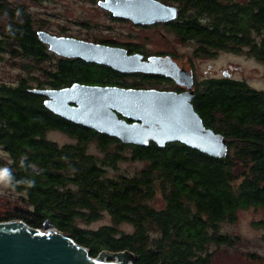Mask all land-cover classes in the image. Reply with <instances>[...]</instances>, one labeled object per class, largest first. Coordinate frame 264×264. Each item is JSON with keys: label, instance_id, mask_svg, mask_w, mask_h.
Returning a JSON list of instances; mask_svg holds the SVG:
<instances>
[{"label": "trees", "instance_id": "trees-1", "mask_svg": "<svg viewBox=\"0 0 264 264\" xmlns=\"http://www.w3.org/2000/svg\"><path fill=\"white\" fill-rule=\"evenodd\" d=\"M160 1L178 7V18L164 25L181 42L193 41L196 55L245 53L264 63V0ZM0 19V54L21 62L27 72L41 70L44 78L0 80V147L9 156L3 167L8 172L2 174L20 198L0 222L22 220L40 229L49 219L92 257L104 250L130 251L135 264H212L219 248L238 239L222 226L249 208L263 214L258 225L264 240V91L223 77L197 84L193 105L208 128L226 137L225 157L180 142L123 143L54 114L44 97L31 91L32 81L38 88H62L117 81L120 75L80 58L57 57L40 41L31 13L17 2L1 1ZM50 131L76 143L59 145L47 137ZM92 143L100 154L89 151ZM124 159L144 166L111 175L108 169ZM158 198L160 207L154 203ZM104 214L111 224L87 227ZM121 224L131 229L122 230Z\"/></svg>", "mask_w": 264, "mask_h": 264}, {"label": "water", "instance_id": "water-1", "mask_svg": "<svg viewBox=\"0 0 264 264\" xmlns=\"http://www.w3.org/2000/svg\"><path fill=\"white\" fill-rule=\"evenodd\" d=\"M98 5L115 17L134 24L151 25L174 21L176 6L160 0H99ZM50 52L64 58L108 66L124 72L158 73L172 77L188 90L182 93L156 89L101 87L75 82L62 88H33L44 97V105L54 114L120 139L123 143L159 147L180 142L212 157L228 153L226 137L208 128L193 105L195 91L192 74L169 68L158 58L143 60L141 54H128L125 48L58 36L37 31ZM109 256L111 261L102 257ZM130 251H90L73 238L54 228L48 219L42 228H32L22 220L0 222V264H135Z\"/></svg>", "mask_w": 264, "mask_h": 264}, {"label": "rangeland", "instance_id": "rangeland-1", "mask_svg": "<svg viewBox=\"0 0 264 264\" xmlns=\"http://www.w3.org/2000/svg\"><path fill=\"white\" fill-rule=\"evenodd\" d=\"M1 1L10 4L17 2L24 6L33 16L38 30L95 43L106 42L130 47L147 54H168L173 56L180 65H185L188 70L193 69L196 82L199 84L206 79L225 77L228 73V78L245 81L252 88L264 91V63L245 53L221 51L210 57L198 56L195 54L193 41L181 42L174 33L166 29L164 24L140 26L129 19L114 17L109 11L100 7L96 0ZM57 57L47 62L46 68H49V64L54 63ZM29 72L22 67L21 62H14L6 54H0L1 81L15 84L22 77H28L29 74L37 75L40 80H44L41 70L31 69ZM32 83L35 88H38L36 81ZM130 83L149 87V83L142 79L132 80ZM47 137L59 145L76 143V139L61 131H50ZM89 151L100 154L95 143L89 145ZM7 161H9V156L0 147V217L12 212V208L20 203L18 192L13 189L10 180L2 174L3 167L8 164ZM143 166L144 163L140 161L124 159L118 162L117 169L110 168L108 172L111 175L133 174ZM154 203L159 207L163 204L161 198ZM262 217L261 210L249 208L238 213L236 222L224 224L222 230L238 239L233 246L219 248L212 264H264L263 229L258 225ZM111 223V217L104 214L87 227L98 229ZM119 228L131 229L129 224H121ZM104 252L110 251L104 250ZM108 257H102V259L111 261Z\"/></svg>", "mask_w": 264, "mask_h": 264}, {"label": "flooded vegetation", "instance_id": "flooded-vegetation-1", "mask_svg": "<svg viewBox=\"0 0 264 264\" xmlns=\"http://www.w3.org/2000/svg\"><path fill=\"white\" fill-rule=\"evenodd\" d=\"M96 1L98 4L99 0H96ZM112 16H113V14H112ZM155 24H160V23H155ZM155 24H151V25H155ZM162 24H164V23H162ZM137 25L149 26V25H141V24H137ZM97 43L125 48L128 51V54H130V55L141 54L143 56V58H142L143 60H148L150 57L155 56L158 58L157 62H160L163 64V66H165L166 68H169L168 69L169 71H173L174 69L179 68L180 70H182L186 73L189 72L190 74H192L193 79H194V83H193L194 86L192 88L196 94V89H197L198 83L196 82V77H195V73H194L193 69L188 70L185 67V65L184 66L180 65L178 63V61H176L173 58V56L168 55V54H165V55H163V54H147V53H144L140 50H131L130 47H124V46H120V45L119 46L112 45V44H109L106 42H103V43L97 42ZM94 64H96V63H94ZM96 65H98L102 68H104V67L110 68V67L104 66V65H99V64H96ZM111 70H113L116 74L120 75V77H119L120 80H117V81L113 80L111 82L107 81V82L93 83V84H88V85L101 86V87H110L111 86V87L135 88V89H156V90H160V91H174L177 93H182V92H185L188 90L187 86L178 84L175 79H173L172 77L166 76L164 74L143 73V72L124 73V72H120V71H117L114 69H111ZM228 77H229V74L226 73L225 77H223V78H228ZM139 79H142L144 82L149 83V87L141 86L138 83H130L132 80H139ZM79 83H82V82H79ZM151 83H153V84H151ZM72 84H70V85H72ZM82 84H86V83H82ZM70 85H68V86H70Z\"/></svg>", "mask_w": 264, "mask_h": 264}, {"label": "clouds", "instance_id": "clouds-1", "mask_svg": "<svg viewBox=\"0 0 264 264\" xmlns=\"http://www.w3.org/2000/svg\"><path fill=\"white\" fill-rule=\"evenodd\" d=\"M4 174H7L8 170L7 169H4L2 170Z\"/></svg>", "mask_w": 264, "mask_h": 264}]
</instances>
